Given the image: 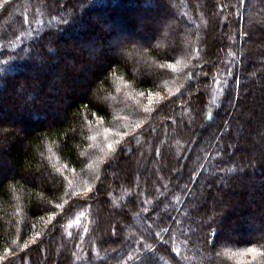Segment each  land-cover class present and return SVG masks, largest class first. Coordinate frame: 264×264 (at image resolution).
Instances as JSON below:
<instances>
[{"label":"trees","instance_id":"1","mask_svg":"<svg viewBox=\"0 0 264 264\" xmlns=\"http://www.w3.org/2000/svg\"><path fill=\"white\" fill-rule=\"evenodd\" d=\"M156 2L166 10L171 9L172 15L160 18L163 23L158 28L151 22L141 25L140 37L148 42L126 38L134 34V27L128 23L132 19L119 14L117 8L124 10L145 3V8L156 9ZM197 2L64 0L38 25H26L19 20L22 31L15 28L0 32L1 97L7 88L14 90L24 84L23 79L32 68L45 67L48 72L53 65L51 58L53 63L60 62L65 52L59 46L67 41L75 43L72 46L76 49L82 44L88 47L91 56L103 50L99 42L89 41V35L94 34L90 17L95 14L104 18L106 27L116 26L122 33L127 30L123 35L96 28L95 35L101 43L109 41L112 45L109 49L118 52L110 56L103 50L95 60L86 59L78 66L83 72L95 69L81 94L73 96L78 86L76 79L80 78L76 69L65 71L62 79L54 74L58 81L52 88L60 91L64 102L55 101V96L46 90L36 94L26 86L25 97L20 98L25 110L10 113L15 129L8 128L5 120L0 121V264H16L26 252L39 257L36 242L52 238V243L65 218L76 209L97 206L103 209L101 204L110 200L105 196L109 172L126 155L114 149H132L129 144L133 136L148 134L147 140L152 144L150 158L154 160L152 149L161 135L152 138V131L173 120L174 126L180 127L176 113L187 104L192 108V97L199 120L206 125L196 129L188 141L177 138V168L168 172L170 178L160 182L152 177L143 181L141 189L148 186L150 196L132 193L136 198H125L117 213L120 221L113 218L101 228L98 224L101 219L97 217L92 229L96 233L93 236L98 234L101 241L97 257L90 256V252L85 260H72L68 249H64L61 258L67 260L58 263L139 264L148 253L152 256L151 264H264V194L256 196L259 191L254 190L251 179L255 170L264 173V104L259 107L263 114L259 122L244 118L251 111L249 90L257 89V70L264 63V48L258 47L264 37V0H255V4L250 0H202L204 5L199 9L195 6ZM7 6L8 3H0V13ZM198 13L206 22L212 19L214 29L220 31L219 40L208 37L207 41V33L200 35L203 28ZM171 24L173 30L169 29ZM68 55L72 59L77 57L73 52ZM201 71L207 75H201ZM47 72L40 77L46 82L50 79L45 75ZM192 73L195 75L190 81ZM174 86L177 93L171 100L175 102H166L155 109L146 107L137 97L139 93L160 88L171 90ZM180 92L184 93L183 107L175 99ZM51 110L60 111L62 120L44 121ZM94 112L98 115L91 114ZM78 113V118H74ZM35 123L36 127L31 126ZM25 124L31 127L19 131ZM181 127L183 132H189L186 125ZM167 128L171 130L173 126L169 123ZM169 130L166 137L172 143L176 135ZM125 133V139L117 143ZM170 151L173 154L171 148ZM169 158V153L163 155L164 160ZM200 186L205 188L203 202ZM236 186L242 190L235 191ZM87 187L93 189V194L85 201L82 197ZM217 189L228 200L225 207H220V213L211 214L208 203L214 200ZM66 199L69 203L76 201L73 209L69 212L65 205L63 215L57 209L58 216L51 222L46 213H36L38 207L52 209ZM244 201V208L235 212V205ZM132 214L137 215V227L132 223ZM210 214L213 218L206 220ZM224 231L240 237L235 240L222 236Z\"/></svg>","mask_w":264,"mask_h":264},{"label":"rangeland","instance_id":"2","mask_svg":"<svg viewBox=\"0 0 264 264\" xmlns=\"http://www.w3.org/2000/svg\"><path fill=\"white\" fill-rule=\"evenodd\" d=\"M64 0H0V3H8L9 6H7L4 12L0 13V32L3 30L7 31H13L15 28L19 29L18 25L24 22L26 25L27 24H34L38 25L39 23L43 22L46 20L49 16V11L53 10L58 6V4L63 3ZM198 2L195 4V6H203L204 3L202 0H197ZM250 3L255 4V0H250ZM145 3H139L134 5L131 8H125L124 10L122 9L123 7L117 8V12L122 15H129L132 21H128V23L131 24L132 27H134V34H130V37H126L128 39H133L135 41H140L142 40L143 42H148V39L140 37V32L141 30V25H143L146 22H151L154 27L158 28V26L161 23V20L163 18H167L169 14L172 15V11L166 10L165 7L159 4V2H156V6L158 8L154 9L152 8H145L144 7ZM153 5V4H152ZM154 6V5H153ZM124 11V12H122ZM118 15V14H117ZM143 16V17H142ZM162 16V17H161ZM212 17V16H211ZM161 18V20H160ZM198 20L201 23V27L203 28V34L201 33L200 35L204 36L207 33V41L208 37L212 41H217L219 40V34L220 31L217 29H214V22L211 21L212 19L209 18L208 22L203 19V15L199 14L197 15ZM249 18L250 20L253 19V16L249 13ZM92 19L93 26L91 25V31L92 36H90L89 41L90 42H99L103 47L104 52L107 55H112L118 52V50H113L109 49L112 45L108 42L106 43H101V41L98 39L99 37L95 35V32L97 31L96 28H100L101 31L104 32H114L115 34H120L122 31L119 29H116L115 27H106V25L103 23L101 17L99 14H95V16L90 17V20ZM19 20H22L21 23H19ZM157 20L159 24H157ZM174 25L171 24L169 27L170 30H173ZM89 27V29H90ZM131 27V28H132ZM22 31V28H21ZM123 35H125V32L127 33V30L123 31ZM132 32V33H133ZM168 35V33H167ZM125 38V37H124ZM141 38V39H140ZM139 39V40H138ZM95 40V41H94ZM169 40V39H168ZM206 41V42H207ZM259 49L264 48V37H262V40H259ZM75 43H72V41H67L65 44H61L59 46L60 50L63 51L62 55V62L58 61L56 63L53 59L51 58L50 60L52 61L51 63L53 64L50 68V70L47 72V69L44 67H40L37 69H31L28 71L27 76L25 80L23 79L24 84H20V86L14 90H11V88H7L5 90L1 97H0V121L5 120L7 123L8 128H13L15 129V125L12 122L11 119V114L13 111H19L22 112L25 110L24 105H22V102H20V98L24 96V93L26 91V86L28 88H31L32 90H35L37 92L36 94L40 93L42 90H46L48 93L53 94L55 96V101L61 100L62 102L65 101V98L61 96L60 91L55 90L52 88V84L58 81L56 78H53V75L56 74L61 76V79L63 76V73L65 71H70L76 69V73L80 75V78L76 79L77 87H75V91L73 93V96H78L81 94L86 86L91 82V73L95 70L93 68L89 69L88 72H83L81 69L78 68L80 64L85 63L86 59L87 60H95L99 56L102 55L103 50H98L96 51V56H91L88 47H85L83 44L81 47L79 46L78 49L73 47ZM77 44V43H76ZM107 46V47H106ZM112 48V47H111ZM72 53L77 55L76 59H72L71 56H69V53ZM197 57V56H195ZM50 63V64H51ZM263 68L261 69L258 68L257 70V76L255 78L257 89L249 90V96H248V104L251 107V111L248 114L244 115V118L247 120H250L254 123L259 122L261 119V110L259 111V107L263 106L264 104V87L263 85V79H264V63H261ZM45 73V75L49 76L50 79L48 82L47 80H42V73ZM12 84H10L11 86ZM177 87L174 86V89H169V88H160L156 89L154 91H148L146 93H141L138 94L139 100L142 101V103L146 107H153L154 109L157 106H160L162 104H165L168 101V98H172V95L177 93ZM149 93H151V103L149 102ZM25 97V96H24ZM166 98L162 100L161 98ZM198 97V96H197ZM201 97V95H199ZM198 97V98H199ZM176 99V98H175ZM193 106L190 108V106L187 104L182 110L176 113L177 115V120L179 121L178 124L180 127L177 128V126H174V120L172 122H165L162 123V126L157 129L155 132L154 130L152 131L149 129V132L151 133L152 138H157L160 135V140L155 143V146L153 147L152 151L154 152L155 158L154 160H151L150 158V152H151V140H147V135L143 136L142 134H137L131 138V153H127L123 158V161L119 164V166H114L111 172H109V184L107 187V193H106V199L109 200L107 204H101L103 209L100 207H91V208H86L82 207L81 209L78 208L76 209L70 217L67 219L65 218L63 222V226L60 228L62 229L59 233V235L52 241V238H47L42 242H36L39 247V252L40 256L39 257H33L30 252H26L22 255V258L18 261L16 264H47V261H49L48 264H54L56 261L57 263L59 262H65L66 257H62V252L64 249H68L70 258L72 260H85L88 258V256H93L97 257L98 254L100 253V239L97 234V237L93 236L96 233H93V228L95 227V224L97 222V217L100 218L101 220L98 221V224L100 227H106L107 224L106 222H110L115 218V221H120L117 213L120 212V209L122 206L120 205L124 199H130V196H133V198H136V196L132 195V193H135L139 196L143 194L145 197L150 196V189L149 187H144L141 189L143 185V181L146 179L156 178L158 181H165L166 179H169L170 177L167 178L168 172L170 170H176V158L179 155V151H177L176 146L178 144L177 138L180 141V139L184 138L187 141L190 139L192 134L196 132V129L198 128H203V122L199 120V112L197 110V105L195 103L194 97L191 98ZM13 102L16 104H13ZM156 106V107H155ZM14 108V109H13ZM154 111L150 110L149 112ZM259 112V113H258ZM47 119H53V120H62V114L60 111H53L51 110L50 112H47V114L44 117V121ZM43 121V122H44ZM183 122V123H182ZM5 123V122H4ZM170 125L173 126V128H167V126ZM201 123V124H200ZM183 124V125H182ZM186 125L189 128V132L185 133L182 130L181 126ZM31 126H37V123ZM29 124H25L23 128L19 129V131L22 130H27L31 127ZM154 127V126H153ZM168 130L171 131L174 135H176V138H174L173 142L171 143V140L169 141L168 138L166 137V134L168 133ZM160 133V134H159ZM127 133L119 136L118 142H122L125 139V135ZM159 135V136H158ZM238 136V134H235ZM151 139V138H150ZM180 143V142H179ZM185 145V143H184ZM183 146V145H182ZM170 148L172 149L173 154L170 151ZM129 149V147L127 148ZM174 150V151H173ZM183 151V150H182ZM178 152V154H176ZM169 153L171 158L164 160L163 155ZM253 153V152H252ZM254 154V153H253ZM252 156V155H251ZM255 156V155H254ZM156 159V161H155ZM172 167H175V169H172ZM251 179L254 182V190L259 191L256 196H259L260 194H264V173H259L258 170H255L254 173H251ZM239 179V178H238ZM200 191V196L202 198V202L205 200L204 199V194H205V188L204 186H200L199 188ZM235 191L242 190L241 186H236ZM234 189H231L232 191ZM145 190V191H144ZM147 191V193H146ZM225 191V190H224ZM256 191H253L252 193H256ZM231 192V191H230ZM225 193V192H224ZM251 193V194H252ZM141 194V195H140ZM253 195V194H252ZM214 200L212 202L210 201L208 203V210L211 214L213 212H219L220 207H225L226 206V196L222 197V193L220 190H216L215 193L213 194ZM236 197V196H235ZM234 197V199H235ZM228 200V199H227ZM129 201V200H128ZM240 201V200H239ZM141 202H143L141 198ZM246 201L244 203L240 202V205H235V212H238L237 210L244 208V205L246 204ZM248 202V201H247ZM103 203V202H102ZM144 203V202H143ZM199 203V202H198ZM124 208V207H123ZM98 211V212H97ZM106 211V212H105ZM232 211V210H231ZM83 213V215H81ZM210 214L209 218H206V220H210L213 218V215ZM98 215V216H97ZM132 223L137 227L138 226V218L136 214H132ZM87 229V231H85ZM93 229V230H92ZM131 231V230H130ZM129 232V230H126V233ZM231 236L232 239L237 240L240 236L236 235L234 233H230L229 231H224L222 236ZM35 243V242H34ZM52 248V252H51ZM38 252V253H39ZM91 252V253H90ZM11 254V253H8ZM7 254V255H8ZM16 258L18 255H14ZM58 258H57V257ZM53 257H56V260H52ZM51 261V262H50ZM54 261V262H53ZM58 263V264H59Z\"/></svg>","mask_w":264,"mask_h":264},{"label":"snow or ice","instance_id":"3","mask_svg":"<svg viewBox=\"0 0 264 264\" xmlns=\"http://www.w3.org/2000/svg\"><path fill=\"white\" fill-rule=\"evenodd\" d=\"M242 2H243V0H242ZM167 58H170V57H167ZM163 66L164 65H161V67H163ZM200 74L201 75H204V76L207 75V73H204L202 71H201ZM228 74L231 75V72L229 71ZM194 75H195V73L190 74V76H189L190 81H191V79H192V77ZM214 81L217 84L220 83L219 80H215V77H214ZM236 83L239 84V81H236ZM221 92L223 93V89H221ZM141 94L143 95V93H141ZM183 96H184V93L183 92H180V94L176 98L181 107H183L184 106V103H185V101L183 99ZM161 99L164 100L166 98H163L162 97ZM149 102L151 103V93H149ZM167 102L174 103L175 101H172L170 98H168V101ZM83 107L84 108H87L88 106L87 105H84ZM91 114L92 115H98V112H94V113H91ZM78 116H79V113L77 114V117H74V118H78ZM209 118H211V117H209ZM117 143H119V142H117ZM108 147L110 149H112L113 148V145L112 144H109ZM130 151H131L130 148L129 149H126V148H123V147H120L118 149H114V152H119V153H125V152H130ZM109 167H111V163L109 164ZM97 179H99V177ZM53 184H55V179L54 178H53ZM48 190L51 191L52 189H48ZM96 193L97 194L99 193V188H97ZM92 194H93V189L91 187H87L83 191V197H82V199L85 200V201H87V200H89V199L92 198ZM66 195H68V194H66ZM75 203H76V201H73L72 203H69V200L66 199V200H64L63 203H56L54 205V208H52V209L48 208L47 206L38 207L36 209V213H39V212L46 213L49 216V220L51 222L52 220H55L57 218V216H58V213L56 211L57 209L60 210L59 215H63L64 214V211H65V205H68V211L70 212L73 209ZM81 215H83V213H81ZM85 231H87V229H85ZM113 234H115V230H113ZM37 235H39V234H37ZM156 235L158 236L160 234L159 233H156ZM24 247L27 248V244H25ZM144 247L147 248L148 246L147 245H144ZM249 251H253L254 252L255 249H249ZM151 261H152L151 254L146 253L145 256L143 258H141V260L139 261V264H151Z\"/></svg>","mask_w":264,"mask_h":264},{"label":"bare ground","instance_id":"4","mask_svg":"<svg viewBox=\"0 0 264 264\" xmlns=\"http://www.w3.org/2000/svg\"><path fill=\"white\" fill-rule=\"evenodd\" d=\"M86 32H87V30H86Z\"/></svg>","mask_w":264,"mask_h":264}]
</instances>
